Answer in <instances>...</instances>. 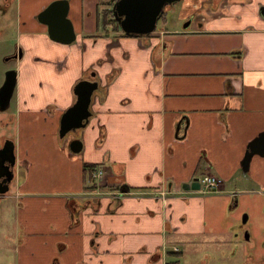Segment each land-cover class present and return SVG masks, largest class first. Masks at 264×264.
I'll use <instances>...</instances> for the list:
<instances>
[{"label": "crops", "instance_id": "0c3cea01", "mask_svg": "<svg viewBox=\"0 0 264 264\" xmlns=\"http://www.w3.org/2000/svg\"><path fill=\"white\" fill-rule=\"evenodd\" d=\"M53 1H18L26 54L15 69L11 109L0 119V138L5 125L16 129L8 138L19 166L7 264H167L170 238L206 231L202 203L189 212L195 190L184 186L201 169L223 188L264 132V0H217L210 8L217 18L194 16L202 6L192 4L184 24L144 37L103 33L101 0H69L76 36L69 45L51 40L37 20ZM36 42L60 54L43 57ZM43 62L57 72L54 83L32 69ZM82 79L98 88L74 154L58 129ZM84 163L99 166L95 190L84 186ZM249 170L247 180L264 191V158L254 156ZM162 188L168 193L156 198Z\"/></svg>", "mask_w": 264, "mask_h": 264}, {"label": "rangeland", "instance_id": "374dc122", "mask_svg": "<svg viewBox=\"0 0 264 264\" xmlns=\"http://www.w3.org/2000/svg\"><path fill=\"white\" fill-rule=\"evenodd\" d=\"M101 1L102 3H106L110 0ZM216 1L217 0H212L207 1L206 3L202 0H179L173 5L165 7L162 14L165 20L161 17L157 21L156 31L163 27L164 24L167 27L178 28L180 23H183L181 22V20H183V15L188 11L192 4L202 6L201 11L195 13L194 16H200L201 12H207L210 17L217 18L218 13L210 10V8H213ZM227 1L229 2V0ZM120 32H122L121 29ZM17 34L18 33L15 32L14 29H12L11 32H4V35H11L15 38ZM2 39L3 38L0 36V87L4 81L6 70L9 67L3 59L6 50L3 49L4 44L2 43ZM33 41L35 42V39ZM32 48L35 50H42V52H44L43 57H52L60 54L57 49L55 50L50 46L46 48L44 43L36 42L35 46ZM37 64L39 66L32 67L34 72L41 73L42 80L54 83L56 81L57 72L54 70L52 63L50 62L49 65H45V62ZM41 65H43V67ZM41 96V101H44L43 97H45L46 94L43 92L41 93ZM10 109L11 104L9 103L6 112ZM4 117L5 116L0 112V119H3ZM4 128L3 133L6 137L11 136L12 138H15L16 129L13 124H7ZM0 129H2L1 125ZM79 132L80 129L69 132L64 138H60V141L68 146L71 141L75 140V137L78 136ZM1 133L2 131H0V134ZM27 163V161H24L22 166L26 167ZM204 175L203 170L199 169L193 179L201 178ZM248 176H250V170L247 173H244L241 169V173L236 174L229 181H224V186L221 189H206L202 187L201 189L194 191L195 193L192 195V198L195 199V203L191 202L189 204L188 211H194L198 204L202 203V206L199 205L201 206L200 208L204 209L206 223L205 234L191 237L174 236L170 238L169 241H167L168 246L165 250L167 253V264L239 263L240 258L243 257V251L237 247L239 242L236 240L240 239V236L238 235L237 238H234L232 235L238 233V230L236 229L237 226L234 228L233 225H238L245 219L246 222L251 223L253 226L261 224L258 226V229L260 228V230H264V191L256 184L247 180ZM10 193L13 195L10 201L0 209L4 214V221L0 222V264H7L14 259L13 246L15 245V236L13 232L17 206V199L14 196V185L12 186ZM176 197L181 199V196ZM234 197H236V203H234ZM179 210V206L175 205L173 212H178ZM218 232H220V236ZM236 248L237 250L235 254L234 251ZM174 249H177V252Z\"/></svg>", "mask_w": 264, "mask_h": 264}, {"label": "water", "instance_id": "95a60500", "mask_svg": "<svg viewBox=\"0 0 264 264\" xmlns=\"http://www.w3.org/2000/svg\"><path fill=\"white\" fill-rule=\"evenodd\" d=\"M179 0H116L112 6V15L122 33L130 37H144L156 30L157 21L162 17L165 7L171 6ZM69 0H55L37 15V20L47 26V33L51 40L62 44H72L75 33L72 23L68 19ZM17 83V71L9 70L0 87V112H4L10 103ZM98 83L90 79L79 80L73 87L74 103L64 111L59 121L58 136L64 138L67 133L84 129L91 117L90 105ZM71 153L78 154L82 149L81 141L75 139L70 142ZM6 155L14 165L16 162L15 145L8 140L0 149V163H4ZM254 156L264 158V132L252 140L246 149L241 162L244 172H248L250 162ZM186 189L198 190L197 178L184 186ZM6 191L2 190L1 194ZM236 200V197H234Z\"/></svg>", "mask_w": 264, "mask_h": 264}, {"label": "flooded vegetation", "instance_id": "af4514ba", "mask_svg": "<svg viewBox=\"0 0 264 264\" xmlns=\"http://www.w3.org/2000/svg\"><path fill=\"white\" fill-rule=\"evenodd\" d=\"M18 1L19 0H0V36L3 38V49L6 50L3 59L6 65L9 66L6 72L15 70L16 66L23 61L26 54L23 46L18 40V36L15 38L11 35H4L5 31L11 32L12 29L18 33V30H16ZM45 8H43V10ZM8 140H10L8 137L0 138V149L3 148ZM4 160V163H0V209L5 204L7 205L13 196L10 191L16 179V172L19 167L17 162H15L14 165L11 163L8 155H6ZM2 190L6 192L1 194ZM234 203H236L235 199ZM260 225L256 224L253 226L251 223L246 222L245 219L238 225H233L234 228L237 226L236 229L238 233L232 235L234 238H237L238 235L240 236V239L236 240L239 242L237 247L243 251V257L240 258L239 263L236 264H264V230L258 229ZM236 250L237 248L235 251L233 249L235 254Z\"/></svg>", "mask_w": 264, "mask_h": 264}, {"label": "trees", "instance_id": "16d2710c", "mask_svg": "<svg viewBox=\"0 0 264 264\" xmlns=\"http://www.w3.org/2000/svg\"><path fill=\"white\" fill-rule=\"evenodd\" d=\"M115 1L116 0H110L106 3H102V1H100L98 4L96 24L98 29H101V32L106 34L120 32L119 26L114 20L111 10V7ZM162 19L165 20L163 15ZM97 166L98 165L93 164H83V176L85 181L84 186H87L93 190L96 189V181L92 179V173Z\"/></svg>", "mask_w": 264, "mask_h": 264}, {"label": "built area", "instance_id": "2783aa9c", "mask_svg": "<svg viewBox=\"0 0 264 264\" xmlns=\"http://www.w3.org/2000/svg\"><path fill=\"white\" fill-rule=\"evenodd\" d=\"M100 176H101V171L99 167H96V169L92 173V179L98 180ZM197 182L199 184V189H201L202 187L206 189H214V188H218L221 184V181L216 176L207 175V174H205L201 178H197ZM167 193L168 192L166 188H162L157 193H155L157 195L156 198L164 199ZM122 195L123 194H120V197ZM174 250L177 251V249Z\"/></svg>", "mask_w": 264, "mask_h": 264}]
</instances>
